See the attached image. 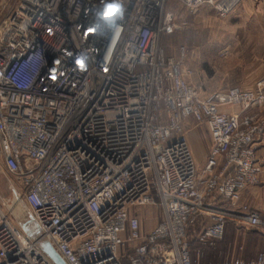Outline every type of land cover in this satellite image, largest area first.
<instances>
[{
  "label": "built area",
  "instance_id": "built-area-1",
  "mask_svg": "<svg viewBox=\"0 0 264 264\" xmlns=\"http://www.w3.org/2000/svg\"><path fill=\"white\" fill-rule=\"evenodd\" d=\"M173 1L226 16L239 0H18L0 25V154L41 233L32 240L0 204V264H56L44 240L66 264H202L188 239L199 218L208 248L228 220L262 225L240 196L263 171L264 78L205 96L191 86L161 45L180 29ZM189 119L211 137L202 176ZM147 206L161 219L145 235ZM221 264H264V252Z\"/></svg>",
  "mask_w": 264,
  "mask_h": 264
},
{
  "label": "rangeland",
  "instance_id": "rangeland-1",
  "mask_svg": "<svg viewBox=\"0 0 264 264\" xmlns=\"http://www.w3.org/2000/svg\"><path fill=\"white\" fill-rule=\"evenodd\" d=\"M17 2L0 0V25ZM171 7L176 11L180 29L162 37L161 45L168 56L182 62L187 70V81L203 96L233 85L249 89L256 76L264 78V0H239L226 16L220 15L214 7H203L195 14L174 1ZM182 48L186 51L183 59ZM195 125L192 122L193 128ZM190 137L187 131L189 145ZM206 156H202V166L197 165L199 176L204 173ZM12 192L0 154V204L6 202ZM140 212L145 234L160 221L161 212L150 206L141 208Z\"/></svg>",
  "mask_w": 264,
  "mask_h": 264
},
{
  "label": "crops",
  "instance_id": "crops-1",
  "mask_svg": "<svg viewBox=\"0 0 264 264\" xmlns=\"http://www.w3.org/2000/svg\"><path fill=\"white\" fill-rule=\"evenodd\" d=\"M259 78L256 76L252 80L249 89L256 88ZM220 110L226 113L239 114L240 116L253 111L251 108L242 109L240 106L232 104L221 106ZM192 122L195 121L189 119L185 124L187 131L191 133L190 146L196 164L201 167L202 156L206 154V159L208 158L212 142L208 127L205 124H196L193 128ZM256 155H258L263 165V171L260 174L258 183L245 187L241 192L240 203L248 204L251 209L259 214L263 223L260 227H251L240 220H228L225 224L226 229L223 238L219 239L213 247L208 248L200 247L198 243V235L207 224L206 218H199L197 223L190 228L188 239L190 251L194 258L197 257V250L202 249L200 258L202 264H221L223 261L234 257H242L245 260L257 259L264 252V133L256 144ZM218 203L225 207L230 205V203L223 200H219ZM151 230L145 232V235Z\"/></svg>",
  "mask_w": 264,
  "mask_h": 264
},
{
  "label": "water",
  "instance_id": "water-1",
  "mask_svg": "<svg viewBox=\"0 0 264 264\" xmlns=\"http://www.w3.org/2000/svg\"><path fill=\"white\" fill-rule=\"evenodd\" d=\"M6 204L8 211L11 213L20 227L25 231V233L32 240H36L41 234L40 229L29 212L27 206L15 191L12 192L10 198L6 199ZM40 247L54 260L56 264H66L55 252L48 241H42L40 243Z\"/></svg>",
  "mask_w": 264,
  "mask_h": 264
},
{
  "label": "clouds",
  "instance_id": "clouds-1",
  "mask_svg": "<svg viewBox=\"0 0 264 264\" xmlns=\"http://www.w3.org/2000/svg\"><path fill=\"white\" fill-rule=\"evenodd\" d=\"M117 15H119L118 5L115 4L106 8L103 12L104 19L106 20H114Z\"/></svg>",
  "mask_w": 264,
  "mask_h": 264
},
{
  "label": "bare ground",
  "instance_id": "bare-ground-1",
  "mask_svg": "<svg viewBox=\"0 0 264 264\" xmlns=\"http://www.w3.org/2000/svg\"><path fill=\"white\" fill-rule=\"evenodd\" d=\"M231 1L235 2V1H237V0H231Z\"/></svg>",
  "mask_w": 264,
  "mask_h": 264
}]
</instances>
